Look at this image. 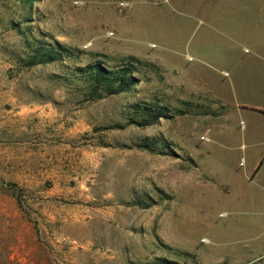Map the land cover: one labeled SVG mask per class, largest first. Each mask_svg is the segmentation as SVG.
Returning a JSON list of instances; mask_svg holds the SVG:
<instances>
[{
  "label": "rangeland",
  "instance_id": "rangeland-1",
  "mask_svg": "<svg viewBox=\"0 0 264 264\" xmlns=\"http://www.w3.org/2000/svg\"><path fill=\"white\" fill-rule=\"evenodd\" d=\"M28 32L75 57L17 68ZM0 264H264V0H0Z\"/></svg>",
  "mask_w": 264,
  "mask_h": 264
},
{
  "label": "trees",
  "instance_id": "trees-1",
  "mask_svg": "<svg viewBox=\"0 0 264 264\" xmlns=\"http://www.w3.org/2000/svg\"><path fill=\"white\" fill-rule=\"evenodd\" d=\"M22 3L31 4V0H18ZM23 54L14 58L17 68H30L36 65L49 63H61L75 57L74 51L62 45L54 39L46 40L41 35L34 36L30 32L22 33ZM136 64L141 62L132 56H127L115 66L107 67L99 60L85 63L83 65L63 66L66 69V76H57L66 81L79 82L84 88L88 100L115 95L129 91L136 83L137 77L133 75ZM137 125L145 126L155 122L159 117L164 116V107L159 105H146L132 103L128 106ZM149 141H141L136 144L147 150L156 149L159 144L156 138Z\"/></svg>",
  "mask_w": 264,
  "mask_h": 264
},
{
  "label": "bare ground",
  "instance_id": "bare-ground-1",
  "mask_svg": "<svg viewBox=\"0 0 264 264\" xmlns=\"http://www.w3.org/2000/svg\"><path fill=\"white\" fill-rule=\"evenodd\" d=\"M17 252V251H16Z\"/></svg>",
  "mask_w": 264,
  "mask_h": 264
}]
</instances>
